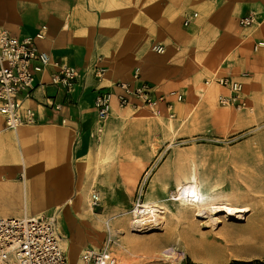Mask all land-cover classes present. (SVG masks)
<instances>
[{"label":"crops","instance_id":"1","mask_svg":"<svg viewBox=\"0 0 264 264\" xmlns=\"http://www.w3.org/2000/svg\"><path fill=\"white\" fill-rule=\"evenodd\" d=\"M250 12L256 23L241 27L239 17ZM43 26L35 42L51 63L35 72L31 95H20L35 122L9 128L0 114V217L57 215L62 244L70 239L78 257L106 238L89 206L91 190L113 199L118 177L121 187H133L118 175L110 150L113 124L137 113L182 135L208 129L223 135L238 129L242 117L264 115V46L254 50L264 40V0H0V27L14 36H34ZM55 62L78 71L72 88L53 82ZM97 63L106 67L100 78ZM223 75L243 81L248 108L218 104L229 91L206 80ZM121 82H147L153 95L167 94L160 113L134 96L120 105ZM101 90L113 97L105 121L96 107Z\"/></svg>","mask_w":264,"mask_h":264},{"label":"rangeland","instance_id":"2","mask_svg":"<svg viewBox=\"0 0 264 264\" xmlns=\"http://www.w3.org/2000/svg\"><path fill=\"white\" fill-rule=\"evenodd\" d=\"M135 115L113 124L109 145L118 175L123 172L133 187H121L123 179L118 177L113 199L101 196L97 189L89 193L98 191L101 196L93 206L90 196L89 206L104 238L112 235L120 264L124 260L128 264H228L237 258L264 257V115L242 117L238 129L223 135L210 129L182 135L164 123ZM189 170L212 184L217 202L231 198L232 204L244 203L250 210L233 216L214 210L203 219L178 215L170 193L177 174ZM106 183L109 187L110 181ZM151 192L150 199L163 206L159 212L165 216L164 224L154 230L136 229L131 222L133 210Z\"/></svg>","mask_w":264,"mask_h":264},{"label":"built area","instance_id":"3","mask_svg":"<svg viewBox=\"0 0 264 264\" xmlns=\"http://www.w3.org/2000/svg\"><path fill=\"white\" fill-rule=\"evenodd\" d=\"M186 19L185 24L189 23ZM238 23L246 28L256 23L254 12L239 17ZM46 26H43L34 36L19 38L7 29L0 27V114L5 117L9 128H17L25 123H34V110L25 105L23 97H29L35 86V72L44 69L51 63V55L40 50L35 42L36 37H44ZM264 40L257 41L254 50L263 48ZM158 52H165L166 46L154 45ZM100 60V59H99ZM56 63V62H55ZM58 70L53 73V82L72 88L79 77L78 71L72 65L56 63ZM97 65V75L102 77L106 71L103 64ZM138 75V72L135 73ZM217 82L225 87L229 94H220L219 103L224 106L234 105L237 108H248L244 96L242 80L228 75L215 76L206 80L207 84ZM122 88L117 97L120 105H128L131 98L136 97L152 112L160 113L159 105L166 101V95H153L151 85L147 82L140 86H132L128 82L119 83ZM23 94V97L20 95ZM178 100L184 95L171 92ZM112 93L101 90L96 95L97 114L100 119H106L112 108ZM170 115L174 116L169 103ZM92 205H98L101 196L98 191L91 193ZM64 235L55 216H6L0 217V264H70L68 251L62 244ZM113 238L109 234L103 246H89L83 249L80 258L83 264H120L113 249Z\"/></svg>","mask_w":264,"mask_h":264},{"label":"bare ground","instance_id":"4","mask_svg":"<svg viewBox=\"0 0 264 264\" xmlns=\"http://www.w3.org/2000/svg\"><path fill=\"white\" fill-rule=\"evenodd\" d=\"M103 176L105 182H109L110 175L105 173ZM176 177L177 182L174 186V190H172L170 194H172L171 199L174 202V209L178 211V215L180 216H188V218L193 216L198 219H203V217L209 216V214L214 210H220L229 216H233L238 213L242 215L250 210L244 203L232 204L231 198H224L223 201L218 200L217 202V197L212 184H209L204 180H200V177L197 175L195 170L185 171L182 174H177ZM152 196L153 194L151 192L148 200L143 203L138 202L133 210L134 218L131 222L132 226L136 229L138 228L140 230H144L146 226H148L150 230H154L156 228H162V225L164 224L165 216L160 213L163 211L159 210V208H163V206H159L156 203V200H151L150 198H152ZM59 224L61 226L60 219ZM129 225L131 226V224ZM65 246L69 251V261L82 264L81 258L75 254L76 248L70 239L66 240ZM186 246L189 248L188 244ZM123 247H125L126 250L131 251L130 247L125 245H123ZM122 263L128 264L126 260Z\"/></svg>","mask_w":264,"mask_h":264},{"label":"trees","instance_id":"5","mask_svg":"<svg viewBox=\"0 0 264 264\" xmlns=\"http://www.w3.org/2000/svg\"><path fill=\"white\" fill-rule=\"evenodd\" d=\"M228 264H264V257H253V259L237 258Z\"/></svg>","mask_w":264,"mask_h":264}]
</instances>
